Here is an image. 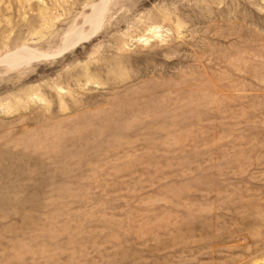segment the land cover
Returning a JSON list of instances; mask_svg holds the SVG:
<instances>
[{
    "label": "rangeland",
    "instance_id": "374dc122",
    "mask_svg": "<svg viewBox=\"0 0 264 264\" xmlns=\"http://www.w3.org/2000/svg\"><path fill=\"white\" fill-rule=\"evenodd\" d=\"M0 264H264V0H0Z\"/></svg>",
    "mask_w": 264,
    "mask_h": 264
},
{
    "label": "bare ground",
    "instance_id": "6f19581e",
    "mask_svg": "<svg viewBox=\"0 0 264 264\" xmlns=\"http://www.w3.org/2000/svg\"><path fill=\"white\" fill-rule=\"evenodd\" d=\"M96 8V7H95ZM93 10V9H92ZM98 9H96V11H97ZM100 10V9H99ZM97 12H99V11H97ZM96 12V13H97ZM95 13V9H94V13L91 15V19L93 20V22H94V25L92 24V26H91V28H90V26H89V28H90V32H86L87 34H82V33H80L79 32V30H81V29H79V30H77L78 32H76V29H73V30H75V33H72L73 31L72 30H70V31H72L71 33L72 34H69V32H68V36L65 38V40H64V46L65 47H70V46H72V45H74V44H76V43H78L79 41H82V40H84V39H89V38H91V36L93 35L92 33H93V30L95 29V21L97 22V19L96 20H94L95 19V16H94V14H96ZM96 16H98V14H96ZM101 15H99L98 17H100ZM89 19H90V17H89ZM98 21H100V20H98ZM88 22H90V21H88ZM99 23V22H98ZM100 24V23H99ZM83 26V25H82ZM97 25H96V29H97ZM100 29V28H99ZM86 31V30H85ZM95 32V31H94ZM95 33H97V32H95ZM84 42V41H83ZM74 47V46H73ZM59 48V47H58ZM60 49V48H59ZM67 50V49H66ZM70 50V49H69ZM28 51H26V50H21V51H19V52H17L15 55H14V57H12V58H9L8 60H6V62H7V64L9 65V64H13V63H22V62H24L25 63V61L27 60V58H30V55L27 53ZM29 52H31V51H29ZM63 51L61 50V53H62ZM32 53V52H31ZM34 53H37V52H34ZM12 54V53H11ZM41 54V53H40ZM40 54H38L39 56L37 57L38 59L41 57L40 56ZM25 57L24 58V60H22V58H20V57ZM11 57V56H10ZM16 57V58H15ZM18 57V58H17ZM33 58V57H32ZM32 58H30L31 60H32ZM42 58V57H41ZM7 59V58H6ZM30 59H29V61H30ZM33 59H36V58H33ZM27 62H28V60H27ZM15 65V64H14ZM17 65V64H16ZM11 66V65H10Z\"/></svg>",
    "mask_w": 264,
    "mask_h": 264
}]
</instances>
